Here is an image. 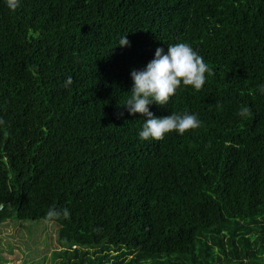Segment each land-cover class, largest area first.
<instances>
[{
  "label": "trees",
  "instance_id": "1",
  "mask_svg": "<svg viewBox=\"0 0 264 264\" xmlns=\"http://www.w3.org/2000/svg\"><path fill=\"white\" fill-rule=\"evenodd\" d=\"M180 42L212 75L149 107L201 127L142 141L130 73ZM261 85L264 0H0V223H56L59 264H264Z\"/></svg>",
  "mask_w": 264,
  "mask_h": 264
},
{
  "label": "clouds",
  "instance_id": "2",
  "mask_svg": "<svg viewBox=\"0 0 264 264\" xmlns=\"http://www.w3.org/2000/svg\"><path fill=\"white\" fill-rule=\"evenodd\" d=\"M22 0H7V6L15 10ZM130 46L127 35L119 39V47ZM212 75V69L204 61V58L195 50L191 44L180 42L168 45L167 51L164 48H157L154 58L143 68L133 69L130 73L132 79L130 95L124 103L120 105L127 109L128 114H141L144 119L138 137L142 141H160L165 135L176 132L184 135L186 132L196 130L201 127V121L196 114H177L172 112L169 116L157 117L150 110V105H168L170 98L174 97L181 85L191 86L199 91L205 85L207 76ZM72 84L69 76L64 86ZM264 94V85L259 88ZM249 109L244 107L240 115L247 114ZM2 123V121H0ZM64 216L69 213L67 209ZM58 213L55 209H50L49 217H55Z\"/></svg>",
  "mask_w": 264,
  "mask_h": 264
},
{
  "label": "rangeland",
  "instance_id": "3",
  "mask_svg": "<svg viewBox=\"0 0 264 264\" xmlns=\"http://www.w3.org/2000/svg\"><path fill=\"white\" fill-rule=\"evenodd\" d=\"M57 236L54 222L6 220L0 223V264H59L52 256Z\"/></svg>",
  "mask_w": 264,
  "mask_h": 264
},
{
  "label": "built area",
  "instance_id": "4",
  "mask_svg": "<svg viewBox=\"0 0 264 264\" xmlns=\"http://www.w3.org/2000/svg\"><path fill=\"white\" fill-rule=\"evenodd\" d=\"M4 208V204H0V210Z\"/></svg>",
  "mask_w": 264,
  "mask_h": 264
}]
</instances>
